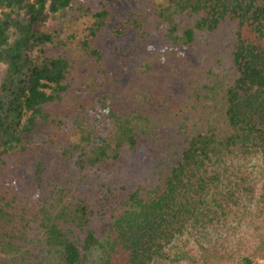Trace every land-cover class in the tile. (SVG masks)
Returning a JSON list of instances; mask_svg holds the SVG:
<instances>
[{
  "label": "trees",
  "instance_id": "obj_1",
  "mask_svg": "<svg viewBox=\"0 0 264 264\" xmlns=\"http://www.w3.org/2000/svg\"><path fill=\"white\" fill-rule=\"evenodd\" d=\"M121 1L136 6L135 34L157 38L185 68L193 103L180 104L190 108L168 112L175 98L158 95L167 59L152 58L153 48L133 67L155 71L141 95L151 107L164 101L155 123L128 109L126 86L111 103L112 93L94 91L109 71L100 40L114 16L108 2L0 0V171L26 174L25 157L11 160L27 150V134L50 125L47 140L62 146L66 132L62 154H78L83 172L119 169L66 177L44 197L1 188L0 264H264V0ZM74 4L70 24L81 27L66 38L45 29ZM68 42L78 60L61 51ZM59 103L55 118L46 108Z\"/></svg>",
  "mask_w": 264,
  "mask_h": 264
},
{
  "label": "rangeland",
  "instance_id": "obj_2",
  "mask_svg": "<svg viewBox=\"0 0 264 264\" xmlns=\"http://www.w3.org/2000/svg\"><path fill=\"white\" fill-rule=\"evenodd\" d=\"M104 1L105 3H109L110 9L114 13V16L111 17L109 28L106 27V30L100 36L101 46L104 49L106 63L109 71L104 76L103 87H100L98 89L94 87V91L99 95L112 93V98L110 99L111 103L112 101L116 102L117 100L116 96H118V91L116 92V89L126 86L131 98L130 100H128V102L130 101L131 104L129 105L128 102L126 103L128 105V109H130V111L135 116L136 114H139L141 119H144L148 116V120L146 122L152 121L153 123H155L154 118L156 115L160 114L163 103L164 101H166V97L169 93H171V95L175 98L176 103H179L176 104L173 102L175 110H172L171 108V111H168L171 115H173L172 112L176 113L180 109L190 108L188 105L180 104L183 100L193 103V99H188L190 96L185 94L186 91L184 92V85L186 81L190 80L185 74V68L177 65L178 59L175 60L172 55H169V58L164 56L166 54L161 52V42L157 38L150 37L141 40L140 36L135 34L136 32H134L133 26L131 24L130 12L132 11L133 7L136 9V6H125L121 0ZM76 7L77 5L74 4L72 9H67L66 11L59 13L58 15L50 17L48 22L45 24V29L55 27L62 28V37L66 38L68 36V30H73L76 29L77 26H82V23H78L77 26H72L70 24L71 18L79 16V12L76 10ZM116 30H119L120 33H118ZM149 48H153L156 50V55H154L152 58L167 59L165 64L158 66L161 67L162 70H166L167 73V77L165 78L161 86V90L158 93V95L164 97L165 100L161 103V99H158L157 102L152 103L154 105L153 107H151L150 103H148L147 101L142 102L141 95L145 91V87L143 86L144 83L148 78L153 76L155 71L145 74L141 71V69H139L140 66L133 67L134 62L142 58L137 53L143 55V53L145 54ZM162 49L166 48L163 47ZM61 51L66 52V54L71 59L74 57H76V59L78 58V47L74 42H68V46ZM112 59L118 60L120 64L111 63ZM132 68H137V71L133 73ZM5 69L6 66L4 64H1L0 79L4 75ZM108 79L110 86H107ZM100 81L101 80L97 81V83ZM137 83H139L140 86H138ZM179 83L181 84L179 87H177ZM76 89V86L73 87V91H77ZM168 91L170 92L167 93ZM48 92L50 93L51 91L48 90ZM62 109L63 107L60 103L59 105H53L46 108V110L50 111L55 118L60 117ZM84 109L86 110V108ZM55 118H53V120H55ZM159 121L162 122L161 120ZM54 129L55 128L53 125L46 126L45 128L40 127L24 137V146H27V150L23 154L20 153L13 156L16 158L11 161L18 164L19 161H21V159L25 157L24 160L27 161V164L25 165L26 174H4L0 171V189L11 188V186L13 185L14 187L17 185L18 189L19 187L26 186V190H29L31 192V189H33V194L39 193V195H42V197H44L43 194H48L46 189L48 186L53 188L55 184L59 183L62 180H65L66 177L78 180L80 179V177L87 174L91 178L100 177V175H102L103 179H107L110 177V175H113L119 171L118 168L109 166L108 168L102 169H87L83 172V169L81 170L77 162L78 154H73L72 157H64V155L62 154L63 148L70 146V142L68 140V137L66 136V132L63 131V134L58 137L62 146L59 144L50 143V140H47V137L52 135V131L54 132ZM170 131L174 132L173 129H171ZM96 134L98 135L99 132H97ZM127 150L128 148H125L123 150L121 159L129 166V164L133 162V156H131L130 152ZM137 158L142 159L143 155H138ZM39 163L42 164V169L38 173ZM151 166L152 164L149 165L148 163L147 168L144 171H150ZM27 180L28 183L26 184ZM82 189L84 190V187H82ZM190 235L191 233H186V237L190 238L191 241H193L195 235H192V237L194 238H191ZM239 235H241V233ZM176 242L177 241L175 240L173 247H175ZM187 250H196L195 244L191 242ZM182 264H189V262H183Z\"/></svg>",
  "mask_w": 264,
  "mask_h": 264
}]
</instances>
